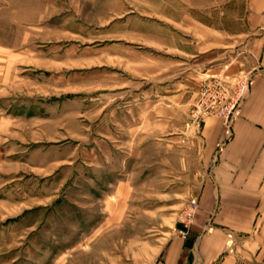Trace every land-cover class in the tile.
Returning a JSON list of instances; mask_svg holds the SVG:
<instances>
[{
  "label": "rangeland",
  "instance_id": "obj_1",
  "mask_svg": "<svg viewBox=\"0 0 264 264\" xmlns=\"http://www.w3.org/2000/svg\"><path fill=\"white\" fill-rule=\"evenodd\" d=\"M186 1L202 6L203 21L210 6L226 3ZM167 3L0 0V44L32 48L45 41L43 31L57 30L71 46L61 58L67 73L41 81L49 90L27 77L22 91L54 121L41 130V156L10 155L0 175V264H149L198 201L202 173L193 164L181 169L176 150L168 155L162 145L167 140H146L147 115L153 111L157 131L183 117L192 125L205 81L237 77L193 80L189 67L201 63L204 74L211 66L201 55L186 60L193 65L185 64L186 88L178 91V54L145 42L146 23L160 24ZM168 99L184 107L162 109ZM25 143L33 144L30 133Z\"/></svg>",
  "mask_w": 264,
  "mask_h": 264
},
{
  "label": "crops",
  "instance_id": "obj_2",
  "mask_svg": "<svg viewBox=\"0 0 264 264\" xmlns=\"http://www.w3.org/2000/svg\"><path fill=\"white\" fill-rule=\"evenodd\" d=\"M186 2L168 0L161 23H146V43L160 41L163 50L178 54L183 66L178 91L186 88L185 64L199 62L201 55L208 57L205 64L211 66L204 74L198 72L201 63L189 67L193 80L221 73L231 77L253 74L254 83L233 122L232 136L222 147L225 131L219 117H207L199 132L184 117L172 119L166 130L157 131L153 111L147 115L151 122L146 140H167L162 145L168 155L176 150L181 169L193 164L194 171L202 173L194 224L186 230L180 223L171 230L149 264H259L264 253V0L216 2L204 21L202 6ZM50 31H43L45 41L32 48L0 44L1 177L10 155L41 156V130L54 121L43 114L47 111L42 103L27 101L29 97L22 93L29 84L27 77L49 90L41 81L55 82L57 74L68 68L67 60L61 58L71 46L59 38L57 30ZM58 44H62L59 50ZM57 85L52 84L53 88ZM44 101L49 105L50 100ZM162 103V109L184 107L177 99ZM38 124H45L44 128ZM27 133L33 136L31 145L25 143Z\"/></svg>",
  "mask_w": 264,
  "mask_h": 264
},
{
  "label": "built area",
  "instance_id": "obj_3",
  "mask_svg": "<svg viewBox=\"0 0 264 264\" xmlns=\"http://www.w3.org/2000/svg\"><path fill=\"white\" fill-rule=\"evenodd\" d=\"M254 83L253 74L237 77L233 80L228 77H212L205 81L201 87V98L192 111L191 123L196 131H201L204 120L207 117H219L222 119L225 131L223 144L232 136L233 122L239 115L242 102L248 97ZM198 211V202L193 200L184 216L181 224L186 230L194 223Z\"/></svg>",
  "mask_w": 264,
  "mask_h": 264
}]
</instances>
